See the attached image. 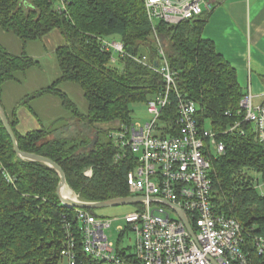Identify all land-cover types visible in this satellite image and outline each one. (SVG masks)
Masks as SVG:
<instances>
[{
    "label": "trees",
    "instance_id": "16d2710c",
    "mask_svg": "<svg viewBox=\"0 0 264 264\" xmlns=\"http://www.w3.org/2000/svg\"><path fill=\"white\" fill-rule=\"evenodd\" d=\"M58 6V0H0V30L18 38L23 46L19 55L0 46V102L5 83L19 82L18 73L39 66L24 51L27 43L55 30L65 41L54 52L59 77L21 99L11 115L5 113L19 150L56 163L81 201L129 197L127 176L135 159L129 154L115 160L117 148L108 131L98 126L114 122L116 127L130 125L131 105L146 103L165 83L154 70L129 58L110 65L111 53L101 50L98 38L118 39L128 54L145 57L149 64L159 61V43L177 74V92L196 104L199 126L208 123L216 141L225 147L222 154L211 155L214 211L264 238V141L256 137L253 125L244 121L239 104L245 93L235 70L217 54L211 41L202 38L208 12L176 25L158 21L152 26L144 0H66L65 10H57ZM63 83L80 88L86 114L59 88ZM46 95L58 98L69 113V128H42L20 135L16 110L26 107L30 111V102ZM170 100L160 118L167 127L163 135L176 134L173 95ZM236 123L239 129L226 132ZM101 133L108 137L105 142H100ZM94 137L95 145L87 149ZM88 169L90 177L85 176ZM58 184L53 169L16 156L0 121V264H61L69 235L74 237L78 258L93 262L82 254L83 224L77 209L61 203ZM86 211L93 214V210ZM252 258L255 264H264L261 258Z\"/></svg>",
    "mask_w": 264,
    "mask_h": 264
},
{
    "label": "built area",
    "instance_id": "2783aa9c",
    "mask_svg": "<svg viewBox=\"0 0 264 264\" xmlns=\"http://www.w3.org/2000/svg\"><path fill=\"white\" fill-rule=\"evenodd\" d=\"M65 1L58 0L57 10H65ZM213 4L212 0H144L152 26L158 21L176 25L203 12L210 13ZM98 40L101 50L111 53L110 65L120 58L132 59L159 74L165 88L145 103V123L118 125L108 132L117 148L115 160L130 154L136 162L128 173L127 186L130 197L143 200L124 216L127 228L119 232L120 237L126 230L134 233L133 249L120 251L108 241L104 230L111 220L77 209V218L83 224L82 254L93 262L78 258L73 235L67 237L62 260L66 264H255L253 255L264 260L263 237L252 235L234 218L214 211L211 155L222 154L225 147L216 141L214 133L199 126L196 104L177 92V74L170 68L161 45L158 43L159 61L149 64L145 57L128 54L118 39ZM172 95L176 134L163 135L167 127L160 118ZM239 107L244 121L250 122L256 137L264 141V105L253 106L251 96L245 95ZM236 129L239 123L226 132ZM85 176H91L90 169ZM177 211L185 215L192 234Z\"/></svg>",
    "mask_w": 264,
    "mask_h": 264
},
{
    "label": "crops",
    "instance_id": "0c3cea01",
    "mask_svg": "<svg viewBox=\"0 0 264 264\" xmlns=\"http://www.w3.org/2000/svg\"><path fill=\"white\" fill-rule=\"evenodd\" d=\"M212 1L214 3L213 10L208 13L207 22L202 30V38L211 41L217 54L223 57L235 70L237 82L245 95L251 96L252 105H264V0ZM58 34H60L59 31ZM60 36L62 37L61 34ZM24 48L26 49L27 45ZM54 48L51 47V53H54L57 49ZM44 53L47 54L46 49H44ZM44 53L29 54L30 57L39 62V66L35 69L40 72V75L45 74V65L40 58ZM12 54L17 55L19 52H13ZM28 72L30 71L28 70ZM28 72L25 73L28 74ZM25 73L22 74L23 77L17 75L19 82L11 81L3 85L1 104L7 116L11 115L16 103L25 96L45 88L55 81L48 84V81L54 77V74L50 71L49 78L46 74L44 75L46 77V80L42 82H45V84H42L44 86H36L27 94H20L19 96L13 94L15 97L10 96L14 93L15 85L20 86L24 83L27 78ZM31 75L33 76V73ZM64 84L66 83L60 86ZM29 107L30 111L26 107H19L16 110L18 119L16 129L20 135L42 128L59 130L65 127L66 124L68 125L66 129H68L69 124H71L69 113L63 109L59 99L55 96L46 95L37 98L30 102ZM64 112H67L68 116Z\"/></svg>",
    "mask_w": 264,
    "mask_h": 264
},
{
    "label": "rangeland",
    "instance_id": "374dc122",
    "mask_svg": "<svg viewBox=\"0 0 264 264\" xmlns=\"http://www.w3.org/2000/svg\"><path fill=\"white\" fill-rule=\"evenodd\" d=\"M65 44L64 39L58 34V31H53L48 34L45 38L39 41H34V42H29L27 43V48L25 50L26 54H40L44 53V49L47 50V54L44 53L42 55L41 61L45 65V74L49 78L50 76V71L52 74H54L53 79L48 81L50 84L54 80H56L59 77V70L56 64V59L54 53H51V47L57 48L58 46H61ZM0 45L5 48L8 52H19V54L23 50V46L21 41L13 36L12 34L5 33L0 30ZM54 48V49H55ZM17 54V55H19ZM30 56V55H29ZM36 60V59H35ZM27 78L25 79L24 83L20 86H14L15 90L14 93L10 96H19L20 94H27L30 93L36 86H44L42 84L43 81L46 80V77L43 75H40V72L32 68L29 70ZM33 73V76L31 75ZM37 73V74H36ZM18 77H20L22 74L18 73ZM23 77V75L21 76ZM60 89L69 96V98L73 101L75 104L76 108L79 110L80 113L86 114L87 113V103L83 97L82 91L80 88L71 83H66L62 86H60ZM15 94V95H13ZM131 110H132V121L134 123H145L148 120V115L146 112V105L145 103H136L131 105ZM66 116H68L67 112H64ZM66 124V122H65ZM67 125V124H66ZM68 126V125H67ZM117 123H111L108 125H102L98 126L102 130H107L108 132L112 128H116ZM58 127V126H57ZM71 127V126H70ZM59 128V127H58ZM205 128L208 129V123L205 124ZM100 142H105L108 137L101 133L99 136ZM216 155V154H214ZM135 205H125V206H114V207H105V208H96L93 210V214L98 217L99 219H109L111 220L110 227L104 230L105 235L108 237V241L112 243V245L117 249V250H123V249H128L131 248L133 249L134 245V233L130 231H125L124 235L120 237V229L127 228L126 223L124 222L123 218L125 215L133 212L135 210ZM174 217V215H172ZM127 250V252L131 251ZM61 264H66L65 260H62Z\"/></svg>",
    "mask_w": 264,
    "mask_h": 264
},
{
    "label": "water",
    "instance_id": "95a60500",
    "mask_svg": "<svg viewBox=\"0 0 264 264\" xmlns=\"http://www.w3.org/2000/svg\"><path fill=\"white\" fill-rule=\"evenodd\" d=\"M0 121H1L2 126L4 127L8 137L10 138V140L12 142L13 151L19 159L41 163V164L53 169L57 173V175L59 177V184H58L56 193H57L59 200L61 201V203L63 205L70 207V208H74V209L94 210L96 208L136 205L143 200V198H140V197H130L129 196V197H125V198L112 199V200L105 201V202H84V201L79 200L72 191L71 192L74 195L73 199L62 197V195H61L62 188L67 187L68 189H70L68 187V185L66 184L64 172L56 163H54L53 161H51L50 159H48L46 157H42V156L32 154V153H25V152H22L19 150L15 136H14L12 129L9 125L7 116H6V114L2 108L1 102H0ZM95 143H96V137H94V139H92L90 144L87 146V149L92 148L95 145ZM177 212H178V215H179L181 221L185 225L186 230L189 232V234H192L191 228L188 224V221H187L185 215L182 212H179V211H177Z\"/></svg>",
    "mask_w": 264,
    "mask_h": 264
},
{
    "label": "bare ground",
    "instance_id": "6f19581e",
    "mask_svg": "<svg viewBox=\"0 0 264 264\" xmlns=\"http://www.w3.org/2000/svg\"><path fill=\"white\" fill-rule=\"evenodd\" d=\"M61 195H62V197H64V198H70V199H73V198H74L73 193H72L71 190L68 189L67 187H63V188H62V190H61Z\"/></svg>",
    "mask_w": 264,
    "mask_h": 264
},
{
    "label": "clouds",
    "instance_id": "9594fccd",
    "mask_svg": "<svg viewBox=\"0 0 264 264\" xmlns=\"http://www.w3.org/2000/svg\"><path fill=\"white\" fill-rule=\"evenodd\" d=\"M77 197V196H76ZM78 198V197H77ZM85 210H87V209H85Z\"/></svg>",
    "mask_w": 264,
    "mask_h": 264
}]
</instances>
